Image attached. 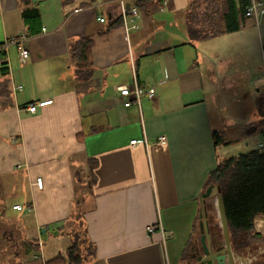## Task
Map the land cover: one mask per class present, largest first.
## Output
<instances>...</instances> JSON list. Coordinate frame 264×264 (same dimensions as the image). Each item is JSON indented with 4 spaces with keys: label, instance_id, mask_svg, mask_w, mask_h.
<instances>
[{
    "label": "crops",
    "instance_id": "crops-1",
    "mask_svg": "<svg viewBox=\"0 0 264 264\" xmlns=\"http://www.w3.org/2000/svg\"><path fill=\"white\" fill-rule=\"evenodd\" d=\"M134 1L0 0V52L9 66L0 83L8 81L11 93V104L0 105V226L15 240L8 245L14 264L65 255L48 252L44 237L55 238L78 211L96 248L91 264H187L185 254L202 249L204 208L209 245L224 244L215 229L220 219L210 223L208 201L218 211L217 194L204 198V185L240 144L239 134L247 146L264 137L257 112L263 91L251 74L253 62L264 69V15H252L238 31L191 41L192 0H153L139 10L137 29L108 31ZM25 8L39 9L36 22L23 18ZM87 37L83 65L71 44ZM21 48L29 50L25 61ZM240 79L254 88L245 119L239 111L248 102L237 91L226 99ZM135 80L140 105L126 107L119 87ZM248 124L254 129L246 133Z\"/></svg>",
    "mask_w": 264,
    "mask_h": 264
},
{
    "label": "trees",
    "instance_id": "trees-1",
    "mask_svg": "<svg viewBox=\"0 0 264 264\" xmlns=\"http://www.w3.org/2000/svg\"><path fill=\"white\" fill-rule=\"evenodd\" d=\"M151 1L153 0H135L134 5L143 10ZM250 4L251 0H192L186 23L190 40H205L240 30L252 16L248 11ZM39 14L38 8H25L22 13L23 18L30 22H36ZM120 26H123L122 15L112 21L107 30L111 31ZM91 46L90 37L74 40L71 44L72 51L83 65ZM8 71L6 53L1 49L0 73L6 75ZM10 96L9 82L5 80L0 83V105L11 104ZM257 110L260 116L258 126H261L264 134V91L258 99ZM214 136L216 143H219L221 139L218 132H214ZM95 165L94 161L91 170ZM210 185L214 186L212 196L218 193L217 187H221L232 249L238 251L264 244V234L255 228V221L264 217V150L255 146L220 158L217 167L208 175L204 191ZM81 212L75 214L76 223L69 232L73 239L66 254L57 255L47 260L46 264H91L96 257L95 244L88 235ZM212 221L210 218V223ZM215 229L218 233L221 227ZM184 258L188 260L189 252Z\"/></svg>",
    "mask_w": 264,
    "mask_h": 264
},
{
    "label": "rangeland",
    "instance_id": "rangeland-1",
    "mask_svg": "<svg viewBox=\"0 0 264 264\" xmlns=\"http://www.w3.org/2000/svg\"><path fill=\"white\" fill-rule=\"evenodd\" d=\"M254 63V64H253ZM252 64L254 65L255 71L254 73L251 72V74L254 76L255 78L258 79L259 83L257 85V87H259L262 91H264V69L262 68L261 70L259 69V67H256V63L253 62ZM241 74V73H240ZM248 81V79H240L237 82H235V84L237 83L238 85H236V87L234 88V90L230 89L227 92V98L226 99H236V96H234L232 98V96L235 94L234 91L238 92V95H241L242 98L244 100H246V102L242 105L241 111H239V118H246L247 116H251L250 113V108H251V103L250 101L252 100V93H253V87L252 85H248L246 84ZM255 85V84H254ZM230 102H228V105L230 107ZM234 105L231 107V109L229 110L230 114H233L235 112L234 111ZM245 106V107H244ZM244 107V108H243ZM236 111V110H235ZM233 112V113H232ZM237 115V114H236ZM237 119V118H236ZM242 127V126H241ZM246 128V133H248L250 130H253L254 128L251 127L250 124H248V127H246V125L244 126ZM243 127L242 130H245V128ZM240 135V144L237 146H233L231 149H229V155H234L236 153H240L241 151H246L251 147H255L257 144L252 141H249V144L247 146V140L243 139V137H241ZM243 136V135H242ZM234 137L237 138V134H232V137H230L229 139H232ZM243 139V140H242ZM235 144V143H233ZM246 150H243L244 148ZM257 147V146H256ZM77 198L75 200V206L76 209H79L80 206V202L82 199V192L78 189L77 190ZM11 202L12 200L8 199L7 201H3V204L5 206H8V209L11 210ZM216 202V201H215ZM212 204H214V200H210L208 201V206L210 208V218L215 221L218 222L219 218H218V211L216 209V207L214 208V206L212 207ZM262 221V222H260ZM76 223V215L73 214L72 216H70L69 218H67L66 220L63 221L62 225L64 226L63 229H58V231L55 233L57 236L54 238L49 239L48 235H46L44 237V248L46 247V250H48V252H54L56 254H66L67 252V248L69 247V245L72 243V239L73 236L72 234H70L69 232L72 230V225ZM263 224V228L261 227H257V224ZM220 224V223H219ZM219 226V225H218ZM255 228L256 231H260L261 233L264 234V217H260L255 221ZM8 231H7V226L5 224L0 226V264H14L13 263V248L11 246L8 247L9 243H14L15 240H10L9 242V238L6 237L8 235ZM218 234L221 238H223V233H222V229L218 231ZM223 242V240H222ZM11 245V244H10ZM35 251H38V253L42 254L43 250L41 249H36ZM47 255V254H46ZM49 255V254H48ZM47 257V256H46ZM234 257L237 261H240L241 264H264V244H258V245H254V246H250L247 247L246 249H242V250H238V251H234ZM244 261V262H243Z\"/></svg>",
    "mask_w": 264,
    "mask_h": 264
},
{
    "label": "built area",
    "instance_id": "built-area-1",
    "mask_svg": "<svg viewBox=\"0 0 264 264\" xmlns=\"http://www.w3.org/2000/svg\"><path fill=\"white\" fill-rule=\"evenodd\" d=\"M248 11L251 15H264V3L262 1H252L250 6L248 7ZM140 11L137 7H132L131 9H127V8H123V13H122V17H123V27L126 31V33H129L130 31L137 29L138 28V23H137V17L139 16ZM102 22H104L106 20V18L100 17L99 18ZM21 52V58L23 61H25L28 57H29V50L27 48H21L20 50ZM120 89V96L124 99V105L126 107H130L133 104H138L140 105V101H141V96L143 94V91L141 90L138 82L135 80L134 84L132 86L130 85H123L119 87ZM147 96L149 98H153L156 94V88L150 87L147 92H146ZM52 99L49 100H42L39 102H33L28 106V109L31 112H36V110L38 109L39 106H44L47 105L49 103H52ZM160 141L161 142H166V137L165 136H161L160 137ZM132 144L137 143V139H133L131 141ZM258 148L263 149L264 150V137L262 140H260L258 142ZM37 184L39 187H42L43 185V180L42 178H38L37 179ZM15 209H22L23 206L21 204H16L14 205ZM262 222V221H260ZM257 227H261L263 228V224H257ZM154 228L150 227L149 230L152 231Z\"/></svg>",
    "mask_w": 264,
    "mask_h": 264
},
{
    "label": "water",
    "instance_id": "water-1",
    "mask_svg": "<svg viewBox=\"0 0 264 264\" xmlns=\"http://www.w3.org/2000/svg\"><path fill=\"white\" fill-rule=\"evenodd\" d=\"M214 186L210 185L207 187L205 192L203 193V197L207 198L211 195ZM217 207H218V217L220 219V226L222 228L224 244L217 247L216 245H209L207 238L209 236V232L205 230L207 223L203 220V216H207L206 209L204 208V213L202 212L200 217V242L202 245V251H198L195 253L191 258L187 261V264H223L226 261V257H228L230 264L234 263V251L231 246V239H230V230L228 226L223 196L221 193V187H217ZM223 248H226V252L222 254H217L215 256H211L214 252H219Z\"/></svg>",
    "mask_w": 264,
    "mask_h": 264
},
{
    "label": "flooded vegetation",
    "instance_id": "flooded-vegetation-1",
    "mask_svg": "<svg viewBox=\"0 0 264 264\" xmlns=\"http://www.w3.org/2000/svg\"><path fill=\"white\" fill-rule=\"evenodd\" d=\"M218 247V246H217ZM199 251H202V249L201 250H199ZM234 251V250H233ZM198 252V249H195L194 250V253H193V255L195 254V253H197ZM226 252V248H223L221 251H219V252H214L211 256L213 257V256H215V255H217V254H222V253H225ZM192 255V256H193ZM191 257H189V259H190ZM234 263L235 264H238L237 263V261H236V259H235V257H234ZM223 264H230V262H229V259H228V257H226V261L223 263Z\"/></svg>",
    "mask_w": 264,
    "mask_h": 264
}]
</instances>
